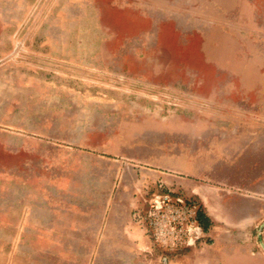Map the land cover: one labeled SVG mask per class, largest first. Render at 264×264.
<instances>
[{"label": "rangeland", "instance_id": "obj_1", "mask_svg": "<svg viewBox=\"0 0 264 264\" xmlns=\"http://www.w3.org/2000/svg\"><path fill=\"white\" fill-rule=\"evenodd\" d=\"M0 264H264V0H0Z\"/></svg>", "mask_w": 264, "mask_h": 264}, {"label": "crops", "instance_id": "obj_2", "mask_svg": "<svg viewBox=\"0 0 264 264\" xmlns=\"http://www.w3.org/2000/svg\"><path fill=\"white\" fill-rule=\"evenodd\" d=\"M105 212L108 211V203H103ZM113 207L111 210H116L120 212H126L116 215V219L109 222L108 215L105 213L102 215V208L99 211V214L94 215H85L84 218L89 219V221L86 222H67L66 224H61L58 230H56L55 233H58L62 236H91L93 238L86 239L85 241H95V242H107V241H113L110 237L115 236L116 241H127L128 239H131V237L134 236V224L130 220V212H132L134 203H113ZM41 210L36 209L33 210V214L28 215L29 219H39L44 218L46 219L48 217L47 213L42 215ZM72 216L69 215V218ZM98 218V220H96ZM105 218V219H104ZM62 241H77L75 239L66 238Z\"/></svg>", "mask_w": 264, "mask_h": 264}, {"label": "trees", "instance_id": "obj_3", "mask_svg": "<svg viewBox=\"0 0 264 264\" xmlns=\"http://www.w3.org/2000/svg\"><path fill=\"white\" fill-rule=\"evenodd\" d=\"M203 218V215H201V219ZM207 225V224H206Z\"/></svg>", "mask_w": 264, "mask_h": 264}]
</instances>
